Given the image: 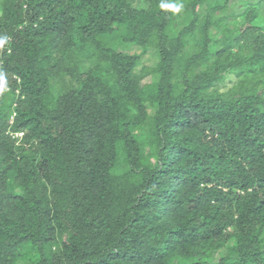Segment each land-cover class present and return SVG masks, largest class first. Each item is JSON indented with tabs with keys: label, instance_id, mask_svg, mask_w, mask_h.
<instances>
[{
	"label": "trees",
	"instance_id": "trees-1",
	"mask_svg": "<svg viewBox=\"0 0 264 264\" xmlns=\"http://www.w3.org/2000/svg\"><path fill=\"white\" fill-rule=\"evenodd\" d=\"M5 36L0 264H264V0H0Z\"/></svg>",
	"mask_w": 264,
	"mask_h": 264
},
{
	"label": "clouds",
	"instance_id": "clouds-1",
	"mask_svg": "<svg viewBox=\"0 0 264 264\" xmlns=\"http://www.w3.org/2000/svg\"><path fill=\"white\" fill-rule=\"evenodd\" d=\"M162 8H166V9H170V10H173L174 12H180L183 5L182 4H162L161 5ZM7 40V37H3V38H0V45H2L3 43H5Z\"/></svg>",
	"mask_w": 264,
	"mask_h": 264
},
{
	"label": "rangeland",
	"instance_id": "rangeland-1",
	"mask_svg": "<svg viewBox=\"0 0 264 264\" xmlns=\"http://www.w3.org/2000/svg\"><path fill=\"white\" fill-rule=\"evenodd\" d=\"M18 264H26V261H24V260H19V261H18Z\"/></svg>",
	"mask_w": 264,
	"mask_h": 264
}]
</instances>
